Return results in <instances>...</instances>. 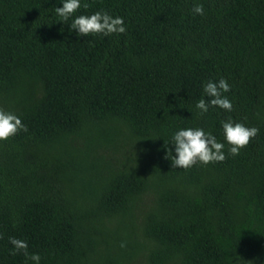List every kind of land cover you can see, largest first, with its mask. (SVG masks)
I'll list each match as a JSON object with an SVG mask.
<instances>
[{
  "label": "trees",
  "instance_id": "trees-1",
  "mask_svg": "<svg viewBox=\"0 0 264 264\" xmlns=\"http://www.w3.org/2000/svg\"><path fill=\"white\" fill-rule=\"evenodd\" d=\"M126 32L76 35L59 0H0V264H264V0H88ZM204 14H194V3ZM225 77L233 109L198 115ZM256 126L238 155L173 166L171 134ZM123 243V247L121 244ZM31 264V261H28Z\"/></svg>",
  "mask_w": 264,
  "mask_h": 264
},
{
  "label": "clouds",
  "instance_id": "clouds-1",
  "mask_svg": "<svg viewBox=\"0 0 264 264\" xmlns=\"http://www.w3.org/2000/svg\"><path fill=\"white\" fill-rule=\"evenodd\" d=\"M58 4L59 6L55 5L52 9L57 22L67 24L69 31L75 30L76 35L87 36L92 33L108 36L113 33L126 32L123 16H113L106 10L76 14L81 8H89L88 0H59ZM192 12L203 15V4L194 3ZM202 89L204 96L209 99L205 100L201 97L196 101L195 108L198 110V115L207 113L211 106L227 112L232 111V101L227 95H224L231 89V85L225 77H220L218 80H207L202 84ZM221 128L222 141L217 140L211 131H206L203 127H178L171 134V147L167 148L166 155L171 153L170 158L173 166L184 169L192 167L197 162L206 165L210 162L223 161L226 155L225 143L228 145L227 153L235 156L259 132L256 126H248L231 118L221 121ZM19 131H27L20 116L14 111L0 108V141L7 140ZM8 239L14 252L23 251L25 264H28V261H31V264H40V254L38 252L29 253L26 240L14 236H10ZM121 246H124L123 243Z\"/></svg>",
  "mask_w": 264,
  "mask_h": 264
}]
</instances>
